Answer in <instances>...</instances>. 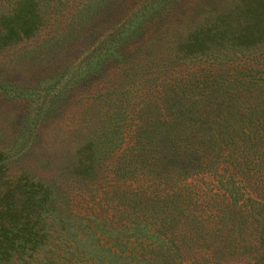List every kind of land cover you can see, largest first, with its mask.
<instances>
[{"label": "trees", "instance_id": "trees-1", "mask_svg": "<svg viewBox=\"0 0 264 264\" xmlns=\"http://www.w3.org/2000/svg\"><path fill=\"white\" fill-rule=\"evenodd\" d=\"M68 1L0 0V50ZM74 1L47 46L75 33L83 55L0 79L27 109L0 150V264H264V0ZM64 100L84 143L42 175L21 160Z\"/></svg>", "mask_w": 264, "mask_h": 264}, {"label": "rangeland", "instance_id": "rangeland-1", "mask_svg": "<svg viewBox=\"0 0 264 264\" xmlns=\"http://www.w3.org/2000/svg\"><path fill=\"white\" fill-rule=\"evenodd\" d=\"M74 2H77V0ZM68 4V7L60 9L58 13L50 17L49 22L47 21L45 26L34 36L0 50L1 80L16 84L32 83L35 77L60 70L68 63L76 62L83 55L85 50V46L82 45L85 39L83 35L76 36L74 33L72 36L67 37L65 42L70 45V48H68L64 42L55 47L47 46V43L51 41L49 40L50 37L54 34H58L61 28V35L56 38V40H59L63 36L67 16L74 8L72 6V0H69ZM126 8L127 4H123L118 9V14L115 17L125 12ZM92 93H94V90ZM87 95L86 93H81L79 95L75 94V97L81 96L85 98ZM69 99H71V97H69ZM82 102L83 100L70 104L68 101L66 102L64 100L62 105H60V112L53 116L47 124L40 126L36 135L33 136L34 141L26 150L28 154L24 155L21 163L24 160L28 162H35L36 160L35 164L37 171L42 175H48L47 170L41 165L42 161H39V158L43 156L42 153H52L55 146V148L59 150L56 161L60 165L63 164L66 159V150H68V147L84 143V138L82 139V136H77L84 129L81 128L82 126L80 125L82 123L78 121V118H76L77 114L74 113L76 109L81 107ZM26 112L27 109L22 101L6 99L0 95V150L6 149L9 143L16 139L19 128L22 126L23 114H26ZM44 144L48 145L47 151L42 150ZM117 155H119V151H115L112 154L109 159L110 162H112ZM10 170L14 169L10 168ZM213 176L212 174L192 176L187 182L197 181V194L200 198H203L206 194H212L213 191L205 189V185L202 181L212 180ZM64 180L63 178L62 182ZM100 180L102 181V179ZM200 188L204 189L201 190Z\"/></svg>", "mask_w": 264, "mask_h": 264}]
</instances>
